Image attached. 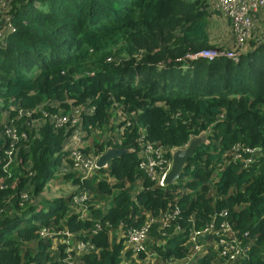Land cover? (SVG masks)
<instances>
[{
  "label": "trees",
  "instance_id": "trees-1",
  "mask_svg": "<svg viewBox=\"0 0 264 264\" xmlns=\"http://www.w3.org/2000/svg\"><path fill=\"white\" fill-rule=\"evenodd\" d=\"M9 6L16 30L0 42V131L12 126L19 136L6 167L10 139L0 138V264H60L48 252L50 241L35 234L39 225L66 228L93 244L94 252L79 256L82 264H264V43L252 44L237 62L191 59L200 49H220L209 43L203 0ZM43 112L80 123L56 126ZM77 128L84 131L83 152L123 151L84 180L72 169L59 172L62 160L70 164L63 144ZM141 136L168 157L193 138L203 140L180 177L159 187L139 167ZM59 179L76 191L46 197ZM80 187L98 205L88 207V220L71 202ZM169 203L178 216L163 228L153 222L146 240L155 259L110 241L122 227L158 219ZM223 221L229 238L248 245L245 256L226 259L210 235L193 251L191 230L211 222L219 230Z\"/></svg>",
  "mask_w": 264,
  "mask_h": 264
},
{
  "label": "built area",
  "instance_id": "built-area-1",
  "mask_svg": "<svg viewBox=\"0 0 264 264\" xmlns=\"http://www.w3.org/2000/svg\"><path fill=\"white\" fill-rule=\"evenodd\" d=\"M9 8V0H0V15L4 19L0 21V42L5 41L6 37L16 30L15 26L11 24L7 17ZM213 10L218 11L220 15L229 20L234 35L233 47L200 49L189 55L191 59H206L211 61L222 56L237 62L239 60V55L250 48L248 46L249 41V45L252 42L257 45L264 43V0H215ZM19 112L21 113V110H19ZM43 116L53 121L56 126L66 124L68 121L73 125L80 123L78 117L74 116L70 120L67 115L60 114L59 112L51 114L43 112ZM4 129V131H0V138L5 135L10 139L9 146L5 150L7 160L4 167H6L12 160L15 144L18 141L19 135L12 126L5 127ZM139 142L142 156L139 167L143 169L159 187H164L166 185L165 177L171 168V157L164 155L165 150L162 147H155L151 143L143 141V136L139 138ZM83 146H85L84 131L80 128L74 129L71 137L66 139L63 145L64 150H67L69 153L70 164L69 161L62 160L61 172L72 169L81 174V178L84 180L91 178L99 168L107 166V163L102 167L98 166L97 160L100 155L83 152ZM186 146L187 144L178 148H173L170 154ZM246 151L250 153L254 152L253 149L249 148H246ZM243 162L247 165L251 162V158L243 159ZM105 178L111 181L109 175L105 174ZM77 192L78 193L72 198V205H74V208L80 206L77 210L80 213V220L91 219L88 207L97 205V203H90L87 201L89 198V191L86 188ZM24 197L26 198L27 195H24ZM168 205L170 208L162 212L158 219L149 218L139 227L130 225L122 227L119 232L114 233L116 240L122 242L124 247L132 249L136 254L140 252L144 253L147 260L155 259L158 254L146 249V240L149 239V229L153 222H159L160 228H163L167 225L166 222L168 220L174 221L176 219L175 217L178 216L179 208L174 205L172 206L170 203ZM220 215L225 216L226 212L223 211ZM94 222L97 223L95 224L93 232H97L100 229V224L98 220H94ZM178 229L179 227L177 226L174 233ZM230 230L231 228L226 221L220 223L219 230L215 229L213 222L207 224L203 228L191 230L189 241L193 243V251L200 252L202 246L199 244V240L207 238V236L210 235V245H212L215 250L218 248L221 256L231 260L245 256L248 245L243 244V246H240L236 238H229L228 234ZM38 233L42 235V238H50L53 247H55L56 239L62 237L61 241L62 243L64 242L63 244H65V247L62 252L63 256L60 255L59 258L60 264H77V262L82 264L80 263L81 259L79 260V256L94 252L95 250L93 244L80 239L75 240L73 234L69 230H64L63 227L55 231L43 226L39 229ZM75 256H77V262Z\"/></svg>",
  "mask_w": 264,
  "mask_h": 264
},
{
  "label": "rangeland",
  "instance_id": "rangeland-1",
  "mask_svg": "<svg viewBox=\"0 0 264 264\" xmlns=\"http://www.w3.org/2000/svg\"><path fill=\"white\" fill-rule=\"evenodd\" d=\"M214 2L215 0H203V3L204 5L208 8V10L210 11V15L209 17L210 18H215V20H213V23L211 24V31L214 32V34H217L219 32H223V29L225 28V22H220L219 19H218V16L221 18L222 16L220 15V13L216 10L213 11V7H214ZM223 19H225V17H222ZM223 35V34H222ZM233 36V35H232ZM216 47H219V48H228V47H223V46H216ZM1 107V105H0ZM60 169V172H61V166L59 167ZM53 186V193L52 194H55L57 196H68L70 195L71 193L75 192L76 191V187L74 184L72 183H66L65 181H63L62 179H59L57 181V183L55 184H52ZM85 187L81 188L80 189H84ZM43 193H46L45 191ZM44 195V194H43ZM43 195L40 197L41 201L42 199L44 198ZM47 195V194H46ZM51 198H57L56 196H53ZM42 207H43V204L41 203L40 204ZM36 220H34L35 222ZM53 226H55L53 223H52ZM40 227H42L41 225H39ZM39 227V228H40ZM39 229L36 230L35 234H37V236L43 240H49L50 241V246L48 248V252L50 254V256L54 257V256H58V255H61V248H59L60 246H62L61 244H59L58 242H56L55 244V247H53L52 245V241L50 238H42V235L40 233H38ZM36 242H33L31 243V246H34ZM53 247V248H51ZM54 250V251H53Z\"/></svg>",
  "mask_w": 264,
  "mask_h": 264
},
{
  "label": "water",
  "instance_id": "water-1",
  "mask_svg": "<svg viewBox=\"0 0 264 264\" xmlns=\"http://www.w3.org/2000/svg\"><path fill=\"white\" fill-rule=\"evenodd\" d=\"M202 140L203 139L200 137L193 138L185 148L178 149L173 152L171 156V168L165 177V183H173L180 177L181 171L186 161L193 156L197 145H199ZM122 152V150L118 149L106 150L99 156L97 165L102 167L108 160L118 157Z\"/></svg>",
  "mask_w": 264,
  "mask_h": 264
},
{
  "label": "crops",
  "instance_id": "crops-1",
  "mask_svg": "<svg viewBox=\"0 0 264 264\" xmlns=\"http://www.w3.org/2000/svg\"><path fill=\"white\" fill-rule=\"evenodd\" d=\"M222 17L220 18L218 16V19H219L220 22H225V28L223 29V32H219L217 34H214V32L211 31V24L213 23V20H215V18L214 17L213 18H210L209 17V19H208L209 20V23H208V28H207L208 29V36H209V43L212 44V45H214V46H223V47L232 48L233 47V44H234V35H233L232 29H231V26H230V22L226 18L223 19ZM249 43H250V41L248 42V46L251 47L252 44H253V42L250 45H249ZM52 193L51 194L46 193L47 194L46 197H48V196H51V197H53V196L61 197V196H57V195L52 194ZM102 207L103 208H101V209H103V211H105L106 209L109 208V207H105V205H103ZM79 215H80V213H79ZM79 219H80V217H79ZM64 230H68V229L65 228ZM71 233L73 234V238L75 240H79L77 233H75V232H71ZM110 236H111V239H110L111 242H118L116 240V237L114 236V233L110 234ZM61 238L62 237H58L56 239V242H58L59 244H62L63 245L62 248H61L62 249L61 250V256H63V253L62 252L64 250L65 244H63L64 242L62 243ZM51 248H53V247H51ZM57 258H60V255H58ZM75 258H76V262H77V256H75ZM80 263H82V261ZM77 264H79V263L77 262Z\"/></svg>",
  "mask_w": 264,
  "mask_h": 264
}]
</instances>
